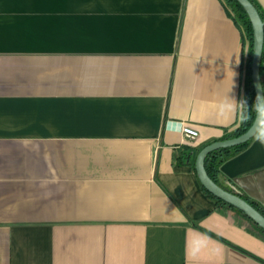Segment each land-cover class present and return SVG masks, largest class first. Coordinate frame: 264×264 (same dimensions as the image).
Masks as SVG:
<instances>
[{
    "label": "crops",
    "instance_id": "crops-1",
    "mask_svg": "<svg viewBox=\"0 0 264 264\" xmlns=\"http://www.w3.org/2000/svg\"><path fill=\"white\" fill-rule=\"evenodd\" d=\"M250 54L225 0H0V264H264L195 170ZM220 172L264 208V147Z\"/></svg>",
    "mask_w": 264,
    "mask_h": 264
},
{
    "label": "water",
    "instance_id": "water-1",
    "mask_svg": "<svg viewBox=\"0 0 264 264\" xmlns=\"http://www.w3.org/2000/svg\"><path fill=\"white\" fill-rule=\"evenodd\" d=\"M246 11L251 21L253 28V53L251 63V76L256 91V95L264 96V91L261 83L260 67L264 48V20L262 19L259 10L251 0H236ZM253 139L252 126L242 135L216 141L206 145L198 154L195 163V170L202 186L215 196L217 199L236 208L252 220L258 227L264 230V216L244 198L231 193L218 184H216L208 175L205 167L207 156L216 150L232 148L243 145Z\"/></svg>",
    "mask_w": 264,
    "mask_h": 264
},
{
    "label": "trees",
    "instance_id": "trees-1",
    "mask_svg": "<svg viewBox=\"0 0 264 264\" xmlns=\"http://www.w3.org/2000/svg\"><path fill=\"white\" fill-rule=\"evenodd\" d=\"M225 1L227 4V8L228 9L230 8L232 12H235L240 17V19L242 20V22L246 26L247 31L249 32V35H250V39H251V54H250V57L248 59L247 81H246V90H245V100L247 101L249 107H251V105L254 103L255 98L257 96L255 88H254V84L252 81V76H251V63H252V53H253V28H252L251 21L248 17V14L246 13L244 8L236 0H225ZM251 1L256 6V8L259 10L261 17L264 20V13L260 10V8L254 2V0H251ZM260 75H261V83H262V87H263V91H264V48H263V55H262V61H261V67H260ZM252 123H253L252 121H249L247 123H243V125L240 128H238L236 130V132L233 133L232 135H230L227 139L235 138V137H238V136L244 134L252 126ZM253 140L254 139H251L249 142H247L243 145H239V146L232 147V148L220 149V150H216V151L211 152L206 158L205 167H206V171H207L209 177L216 184H218L223 189L244 198L246 201H248L250 204H252L264 216V208L262 206H260L257 202L251 200L250 198H248L247 196H245L244 194H242L241 192L236 190L235 187H233V185H231V183L227 179H225L220 172V166L225 161H227L231 157L235 156L236 154H238L239 152L244 150ZM184 158H185L184 156L180 155V157H179L180 163H183ZM189 158L190 157L186 156L187 160H189ZM205 191L211 197H213L220 205L236 210L241 215H243L245 218H247L249 221H251L255 226H257L252 220H250L241 211H239L236 208H234V207L226 204L225 202L217 199L215 196H213L207 190H205ZM258 228L264 233V230H262L260 227H258Z\"/></svg>",
    "mask_w": 264,
    "mask_h": 264
},
{
    "label": "clouds",
    "instance_id": "clouds-1",
    "mask_svg": "<svg viewBox=\"0 0 264 264\" xmlns=\"http://www.w3.org/2000/svg\"><path fill=\"white\" fill-rule=\"evenodd\" d=\"M236 104L240 123L252 121L253 139L264 147V96L257 95L251 107L246 100H241Z\"/></svg>",
    "mask_w": 264,
    "mask_h": 264
},
{
    "label": "built area",
    "instance_id": "built-area-1",
    "mask_svg": "<svg viewBox=\"0 0 264 264\" xmlns=\"http://www.w3.org/2000/svg\"><path fill=\"white\" fill-rule=\"evenodd\" d=\"M234 15L239 19V21L242 23V25H244V23L242 22V20L240 19V17L235 13L233 12ZM243 125V123H241L240 127ZM182 132L183 134L185 135V137L191 141H194L198 138L199 136V133L198 131L190 128V127H187V126H183L182 127Z\"/></svg>",
    "mask_w": 264,
    "mask_h": 264
}]
</instances>
